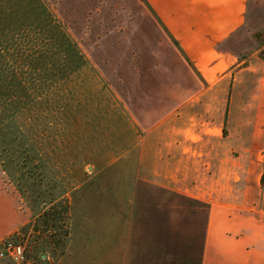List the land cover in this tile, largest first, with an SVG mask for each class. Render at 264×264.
<instances>
[{
	"label": "crops",
	"instance_id": "obj_1",
	"mask_svg": "<svg viewBox=\"0 0 264 264\" xmlns=\"http://www.w3.org/2000/svg\"><path fill=\"white\" fill-rule=\"evenodd\" d=\"M129 1L0 2V21L18 27L26 11L36 43L67 49L61 99L30 138L68 202L47 264H264V100L234 98L244 70L264 90V59L235 73L220 49L248 0ZM35 211L0 159V243Z\"/></svg>",
	"mask_w": 264,
	"mask_h": 264
},
{
	"label": "rangeland",
	"instance_id": "obj_2",
	"mask_svg": "<svg viewBox=\"0 0 264 264\" xmlns=\"http://www.w3.org/2000/svg\"><path fill=\"white\" fill-rule=\"evenodd\" d=\"M57 1L60 2L55 0ZM0 2L3 6L1 11L17 7L13 5L12 0ZM30 4L22 7L29 9ZM8 23L0 21V159L21 188L27 202L36 211L45 208L60 211L66 199L58 188H52L55 184L49 177L46 181L42 162L31 148L30 138L31 135H36V132L38 135L45 132L47 110L51 112L55 103L61 99L62 60L59 53L67 49L61 43H36V33L44 29L34 27L36 22L32 19V14L26 11L21 14L20 20L16 21L18 27L11 26L12 22ZM59 25L57 22L54 24L55 37L62 35ZM76 48L77 45L71 44V51L77 50ZM220 49L228 56L237 57L239 66L235 73L240 68L247 67L249 60L255 56L264 59V0H248L244 24L220 45ZM50 51L54 52V58L46 59L45 53ZM236 77L238 91L234 94L235 99L264 100V90H254L252 87L257 78L256 74L244 70ZM256 109L245 110L249 115ZM235 110L237 109H232ZM261 112L264 137L263 107ZM231 130L227 124L225 132L228 134ZM260 154L264 173V148ZM261 186V207L264 209L262 182ZM35 225L37 232L34 231ZM39 233L50 236L52 233H59V228L43 224L38 217L35 222L9 235L23 244L30 264H41L44 260L41 257L43 251H47V255L52 258L61 251L58 244L37 242L35 238ZM3 260L4 264H14L9 258Z\"/></svg>",
	"mask_w": 264,
	"mask_h": 264
},
{
	"label": "trees",
	"instance_id": "obj_3",
	"mask_svg": "<svg viewBox=\"0 0 264 264\" xmlns=\"http://www.w3.org/2000/svg\"><path fill=\"white\" fill-rule=\"evenodd\" d=\"M7 171H8V169H7ZM261 182H262V185L264 186V173L262 175ZM19 190L23 194V192H22L20 187H19ZM23 196H24V194H23ZM35 212L36 213H40L38 217H40V219L42 220L43 224H45L47 226L48 225H53L55 228L56 227L59 228V233H52L50 236H48L46 234L44 235L42 233H39V235H37L35 240L37 242H46V241H48L49 243L50 242L51 243H55V244L60 245V247L62 248L64 246V244H65V241H66L67 235H68V224H67L68 202L66 200L64 201V204H62V208H61L60 211H56V210L46 209L45 208V209H41V211H35ZM31 223H28L27 225H29ZM37 230H38L37 229V225H35L34 226V231L37 232ZM43 236H45V237H43ZM43 252L46 253V251H43Z\"/></svg>",
	"mask_w": 264,
	"mask_h": 264
},
{
	"label": "built area",
	"instance_id": "obj_4",
	"mask_svg": "<svg viewBox=\"0 0 264 264\" xmlns=\"http://www.w3.org/2000/svg\"><path fill=\"white\" fill-rule=\"evenodd\" d=\"M0 257L10 258L14 264H30L23 244L8 236L0 243Z\"/></svg>",
	"mask_w": 264,
	"mask_h": 264
},
{
	"label": "water",
	"instance_id": "obj_5",
	"mask_svg": "<svg viewBox=\"0 0 264 264\" xmlns=\"http://www.w3.org/2000/svg\"><path fill=\"white\" fill-rule=\"evenodd\" d=\"M41 257H42V259H44L43 260V262H44V264H47V255L45 254V253H43L42 255H41Z\"/></svg>",
	"mask_w": 264,
	"mask_h": 264
}]
</instances>
